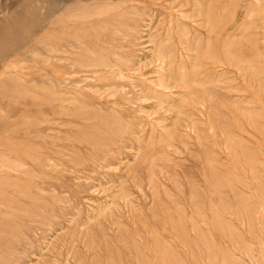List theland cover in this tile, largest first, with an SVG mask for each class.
I'll return each instance as SVG.
<instances>
[{
	"label": "rangeland",
	"instance_id": "rangeland-1",
	"mask_svg": "<svg viewBox=\"0 0 264 264\" xmlns=\"http://www.w3.org/2000/svg\"><path fill=\"white\" fill-rule=\"evenodd\" d=\"M0 264H264V0H0Z\"/></svg>",
	"mask_w": 264,
	"mask_h": 264
}]
</instances>
